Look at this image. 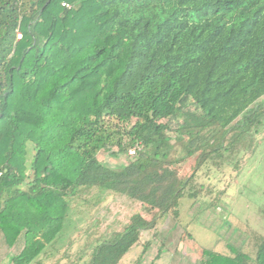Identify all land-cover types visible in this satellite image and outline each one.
Segmentation results:
<instances>
[{
    "label": "trees",
    "instance_id": "1",
    "mask_svg": "<svg viewBox=\"0 0 264 264\" xmlns=\"http://www.w3.org/2000/svg\"><path fill=\"white\" fill-rule=\"evenodd\" d=\"M263 96L264 0H0V232L22 243L12 262L35 260L74 204L107 192L151 218L133 213L69 264H118L135 244L140 262L183 197L212 193L198 172L252 150ZM101 150L127 160L108 165ZM192 155L180 178L172 166ZM252 237L250 251L202 248L199 264H264V235Z\"/></svg>",
    "mask_w": 264,
    "mask_h": 264
},
{
    "label": "rangeland",
    "instance_id": "2",
    "mask_svg": "<svg viewBox=\"0 0 264 264\" xmlns=\"http://www.w3.org/2000/svg\"><path fill=\"white\" fill-rule=\"evenodd\" d=\"M186 108L200 111L192 102H188ZM33 151V145L29 144L27 167ZM98 158L108 165H120L127 160L123 155L114 157L105 150L98 153ZM194 162L195 155H192L172 168L182 178L191 173ZM198 181L212 193L199 197L195 203L183 197L179 204V220L170 215L161 219L158 235L151 239L146 258L143 256L140 262L137 261L141 245L135 244L118 264H149V258L160 257L156 255L160 248L166 250L162 260L167 259L166 254L173 258L171 263L167 261L168 264H199L200 248L229 253V242L252 250L253 232L264 235V126L255 135L252 150L243 152L220 169L202 168L198 172ZM136 212L147 219L152 215L143 204L122 194L107 192L101 201L89 204L80 201L69 210L56 242L48 245L45 253H40L29 264H65L78 261L80 257L86 261L99 239L121 231ZM148 237L149 233H142L143 241ZM5 248L0 243V255L4 254ZM20 248L21 243L16 244L11 249L12 254L18 253ZM8 262L5 258L0 264ZM157 262L154 264H159Z\"/></svg>",
    "mask_w": 264,
    "mask_h": 264
},
{
    "label": "crops",
    "instance_id": "3",
    "mask_svg": "<svg viewBox=\"0 0 264 264\" xmlns=\"http://www.w3.org/2000/svg\"><path fill=\"white\" fill-rule=\"evenodd\" d=\"M124 228V227H123ZM122 228V229H123ZM122 231V230H121ZM118 232H120V231H118ZM117 232V233H118ZM116 234V233H115ZM114 234V235H115ZM114 235H112V236H105V238H113L114 237ZM191 241H193V240H191ZM0 243L3 245V247H6L5 249H4V254L3 255H0V262L3 260V259H5V258H8L9 259V262H8V264H14L13 262H12V260H11V257L12 256H14L15 254H17V252L15 253V254H12V252H11V249L13 248V247H15V245H13V246H8L6 243H5V240H4V238H3V235H2V233L0 232ZM20 243V242H19ZM194 243V242H193ZM18 244V243H17ZM152 244V243H151ZM21 247H22V243H21ZM150 248H151V245L148 247V249H147V251L144 253V257L146 258V255H148V253H149V251H150ZM21 249V248H20ZM164 249V250H163ZM162 249V251H161V248L160 249H158L157 250V252H156V255L158 254V255H160V257H157L155 260H151L150 258H149V261H148V263L149 264H154L155 262H157V263H159V264H168V262L170 261V263L173 261L172 259V257H170L169 258V256H168V254H166L167 255V259L166 260H162V254H164L165 252H166V250H165V248H163ZM201 249V253H202V248H200ZM219 251V250H218ZM162 252V253H161ZM219 252H221V251H219ZM42 253H45V251H43ZM142 256V257H143ZM141 257V258H142ZM200 257H201V255H200ZM169 260V261H168ZM34 261V260H33ZM83 261H85V260H83L82 259V257H80L79 258V260L78 261H75V262H78V263H80V262H83ZM87 261V260H86ZM161 261V262H160ZM168 261V262H167ZM32 262V261H31ZM70 262H68V263H65V264H69ZM169 263V264H170ZM27 264H29V263H27Z\"/></svg>",
    "mask_w": 264,
    "mask_h": 264
},
{
    "label": "built area",
    "instance_id": "4",
    "mask_svg": "<svg viewBox=\"0 0 264 264\" xmlns=\"http://www.w3.org/2000/svg\"><path fill=\"white\" fill-rule=\"evenodd\" d=\"M128 154L133 157L136 154V147H132L128 150Z\"/></svg>",
    "mask_w": 264,
    "mask_h": 264
}]
</instances>
